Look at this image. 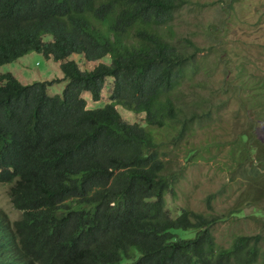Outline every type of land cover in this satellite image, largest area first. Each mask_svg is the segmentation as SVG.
I'll use <instances>...</instances> for the list:
<instances>
[{"label": "trees", "instance_id": "trees-1", "mask_svg": "<svg viewBox=\"0 0 264 264\" xmlns=\"http://www.w3.org/2000/svg\"><path fill=\"white\" fill-rule=\"evenodd\" d=\"M185 4L0 0V67L38 53L68 82L51 96L54 82L0 74V185L21 213L12 222L0 209V264H264V233L224 248L213 228L229 215L167 210L177 174L159 133L182 138L214 111L202 109L207 99L195 107L181 99L197 55L191 41L177 46L162 33ZM74 55L96 65L83 70ZM105 88L108 102L89 108L84 95L99 103ZM119 106L146 114V126L125 121ZM246 136L253 146L243 161L256 155L264 164V141L254 127Z\"/></svg>", "mask_w": 264, "mask_h": 264}, {"label": "rangeland", "instance_id": "rangeland-1", "mask_svg": "<svg viewBox=\"0 0 264 264\" xmlns=\"http://www.w3.org/2000/svg\"><path fill=\"white\" fill-rule=\"evenodd\" d=\"M162 33L177 46L191 41L190 54L197 55L198 71L181 89V99L193 106L199 98L207 99L202 109L214 108L213 120L204 117L195 132L182 138L159 133L161 149L168 153L165 160L177 174L174 190L166 196L167 210L173 218L183 209L206 216L229 215L213 228L217 244L229 248L239 235L264 233V218H258L254 209L264 210V164L256 155L243 161L244 150L253 144L247 136L241 138L254 127L264 141V0H186ZM73 59L83 70L96 65L78 55ZM6 73L25 85L54 82L48 88L51 96L61 95L68 83L62 80L59 65L38 53L0 67V74ZM109 91L104 89L99 103L86 93L89 108L107 103ZM117 109L130 124L146 126V114ZM190 149L198 150L193 159L186 157ZM254 164L259 165L258 175L252 172ZM9 189L0 185V209L14 222L21 213L14 209ZM238 210L243 215L231 217V211ZM188 235L193 237L194 232Z\"/></svg>", "mask_w": 264, "mask_h": 264}]
</instances>
